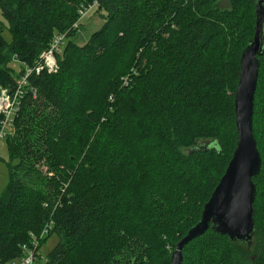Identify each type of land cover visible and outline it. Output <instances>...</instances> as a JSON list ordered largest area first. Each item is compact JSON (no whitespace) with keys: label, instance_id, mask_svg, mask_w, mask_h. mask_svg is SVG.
Masks as SVG:
<instances>
[{"label":"trees","instance_id":"16d2710c","mask_svg":"<svg viewBox=\"0 0 264 264\" xmlns=\"http://www.w3.org/2000/svg\"><path fill=\"white\" fill-rule=\"evenodd\" d=\"M95 2L105 22L81 44L73 38L76 23ZM0 6L12 34L9 42L0 28V90L15 92L33 67L6 140L0 264L21 256L30 233L50 220L54 227L41 247L53 233L59 240L35 264H171L237 145L234 99L241 55L255 34L256 0H229L224 8L219 0H0ZM57 34L65 35L57 70L38 71ZM260 60L253 132L262 166L253 178V243L210 227L184 246L183 264H264V53ZM103 62V98L90 106L87 77ZM205 140L212 143L201 146ZM199 183L207 190L196 192Z\"/></svg>","mask_w":264,"mask_h":264},{"label":"water","instance_id":"95a60500","mask_svg":"<svg viewBox=\"0 0 264 264\" xmlns=\"http://www.w3.org/2000/svg\"><path fill=\"white\" fill-rule=\"evenodd\" d=\"M255 8V34L241 55L240 79L234 99L237 145L225 173L203 207L200 220L176 244L171 264H183L184 246L210 227L228 235L232 241L245 242L248 246L253 243L257 192L253 178L260 173L262 166L253 119L260 57L264 53V0H256Z\"/></svg>","mask_w":264,"mask_h":264},{"label":"rangeland","instance_id":"374dc122","mask_svg":"<svg viewBox=\"0 0 264 264\" xmlns=\"http://www.w3.org/2000/svg\"><path fill=\"white\" fill-rule=\"evenodd\" d=\"M219 6L222 8L228 7L229 0H219ZM98 8H99L98 4L96 6H93L80 20L78 32L73 37L77 42L83 44L89 41L93 33L97 29L103 26L105 19L103 17L101 10H99ZM0 28H2V33L5 39L10 42L12 40L10 24L9 21L3 15L1 11V6H0ZM11 66H13L17 71L21 69V64L18 61L12 62ZM106 68L108 69V64L103 62V64H101L95 71L92 72V74H90L87 77V85L90 92L86 97V102L90 106L93 104L101 103L102 101L103 94L99 87L101 82L98 81L101 78V76L107 73ZM18 109H19V102L16 105V112ZM14 116H12L13 118L12 123L14 121ZM11 125L6 126V131H7L6 134L4 133V131H0V196L6 190L9 181L8 165L10 162V157H9V151L6 140L8 133L14 131ZM211 143H212L211 140L208 141L205 140V141H201L200 145L209 146ZM207 188L208 186H203L202 183H199L196 187V192L200 193L203 192L202 190L206 191ZM260 200H262L263 202L262 206H264V196L260 197ZM58 240L59 238L57 233H53L51 236H49L47 242H45V244L41 247L40 253H42L43 255L48 254L57 244ZM87 249H89L87 245H85L81 250L79 249V253L77 256L80 258L83 254L86 255L84 252H86Z\"/></svg>","mask_w":264,"mask_h":264},{"label":"built area","instance_id":"2783aa9c","mask_svg":"<svg viewBox=\"0 0 264 264\" xmlns=\"http://www.w3.org/2000/svg\"><path fill=\"white\" fill-rule=\"evenodd\" d=\"M97 3L90 5L88 8L81 11V18ZM80 21L76 23V27H79ZM65 42L64 34L55 35L52 40L50 47L42 53V62L37 67V70L48 69L50 71H55L58 68V63L56 59V51H61L63 44ZM33 71V68H29L27 74L24 75L20 80H18V88L15 92L11 93L8 89L2 88L0 90V114L3 116L0 122V131H4L6 134V126H10L12 123V116L16 112V105L18 99L22 94V87L26 84L28 75ZM54 227V221L50 220L47 224L40 230L39 233H30V242L24 243L22 245V255L14 258L4 264H35L38 260L39 253L41 250V243L45 239Z\"/></svg>","mask_w":264,"mask_h":264}]
</instances>
